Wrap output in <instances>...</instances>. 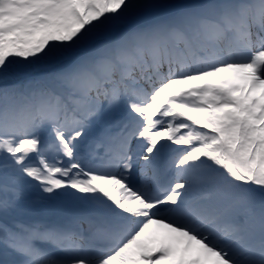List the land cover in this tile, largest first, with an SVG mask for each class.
Segmentation results:
<instances>
[{"label": "snow or ice", "instance_id": "1", "mask_svg": "<svg viewBox=\"0 0 264 264\" xmlns=\"http://www.w3.org/2000/svg\"><path fill=\"white\" fill-rule=\"evenodd\" d=\"M0 264H264V0H0Z\"/></svg>", "mask_w": 264, "mask_h": 264}]
</instances>
